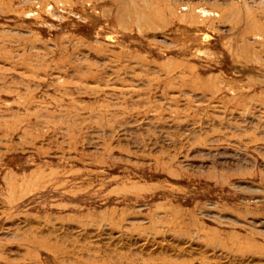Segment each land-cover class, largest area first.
<instances>
[{
	"label": "rangeland",
	"instance_id": "rangeland-1",
	"mask_svg": "<svg viewBox=\"0 0 264 264\" xmlns=\"http://www.w3.org/2000/svg\"><path fill=\"white\" fill-rule=\"evenodd\" d=\"M0 264H264V0H0Z\"/></svg>",
	"mask_w": 264,
	"mask_h": 264
}]
</instances>
